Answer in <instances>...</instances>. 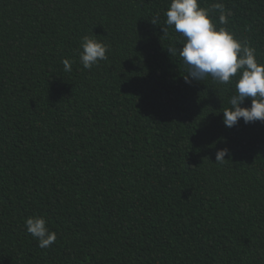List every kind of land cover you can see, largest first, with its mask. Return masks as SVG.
I'll return each instance as SVG.
<instances>
[{
    "label": "trees",
    "instance_id": "obj_1",
    "mask_svg": "<svg viewBox=\"0 0 264 264\" xmlns=\"http://www.w3.org/2000/svg\"><path fill=\"white\" fill-rule=\"evenodd\" d=\"M170 2L0 0V264H264V121L222 123L239 72L185 83ZM218 2L264 63V0Z\"/></svg>",
    "mask_w": 264,
    "mask_h": 264
},
{
    "label": "clouds",
    "instance_id": "obj_2",
    "mask_svg": "<svg viewBox=\"0 0 264 264\" xmlns=\"http://www.w3.org/2000/svg\"><path fill=\"white\" fill-rule=\"evenodd\" d=\"M212 9L219 13L217 27L209 15L210 10L202 8L198 0H171L165 12L166 25L185 39L178 51L185 67V83L208 79L219 85L235 82V94L230 98V108L223 111L222 123L231 128L242 118L245 124L264 121V63L257 60L256 50L247 41L237 39L226 27L230 13L223 3H215ZM156 24L154 19L151 21ZM164 31V30H163ZM80 63L85 69L100 66L107 60L108 45L89 36H84L80 45ZM169 53L177 49L168 48ZM65 72L72 71V61H62ZM250 99L249 107L240 105ZM228 149L215 154V163H224ZM25 228L38 241L40 248H48L56 242V233L47 227L43 216H31L25 220Z\"/></svg>",
    "mask_w": 264,
    "mask_h": 264
}]
</instances>
